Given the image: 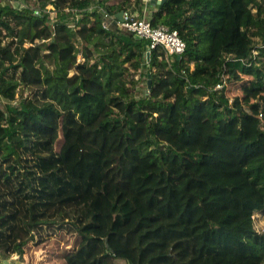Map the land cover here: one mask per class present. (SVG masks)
Listing matches in <instances>:
<instances>
[{"label":"trees","instance_id":"1","mask_svg":"<svg viewBox=\"0 0 264 264\" xmlns=\"http://www.w3.org/2000/svg\"><path fill=\"white\" fill-rule=\"evenodd\" d=\"M17 1L0 0V99L28 95L0 108V264L58 229L77 238L64 264H264V0L156 3L187 44L169 58L99 10L66 22L93 0H37L53 23ZM131 60L152 80L138 99Z\"/></svg>","mask_w":264,"mask_h":264},{"label":"rangeland","instance_id":"2","mask_svg":"<svg viewBox=\"0 0 264 264\" xmlns=\"http://www.w3.org/2000/svg\"><path fill=\"white\" fill-rule=\"evenodd\" d=\"M146 2V1H145ZM17 3L25 6H29L31 9L36 11H46L50 14L52 19V23L57 19V10L53 4H48L45 7L42 6L37 0H18ZM16 5V3H15ZM123 5V0H93L88 7H84L83 9H79L77 11L71 12L70 16L66 18V22L70 24L72 27H75L79 20L82 17L83 12H92L95 10H99L101 13L106 15L108 13L109 18H105L106 23L110 29H119L127 34V31L121 29L117 23H114V18L120 16L123 11H129L127 9L119 10V7ZM131 12V11H130ZM116 24L117 26H115ZM117 28V29H116ZM77 46L80 49L79 52V61L83 62L84 58V47H86L83 40L76 41ZM89 47V46H88ZM92 51H95V47L90 45ZM99 50L103 49L102 47L98 48ZM254 54H257L256 52ZM95 57H99V53H94ZM264 59V58H263ZM93 61H90L89 64H92ZM133 61L127 63L130 65L131 71L128 75V88L132 93L135 94L136 98H141L144 94H148V83H147V74L148 69L146 64H143L140 69L136 70L132 66ZM227 78V77H225ZM16 100L15 101H7L5 99H0V108L1 109H9L15 110L17 108L22 107V100L24 97L28 95V91L20 86L17 90ZM233 100V97L231 98ZM231 100V104H232ZM181 97H178L176 100V105L180 104ZM255 102H259L258 97ZM262 117V116H261ZM261 119V118H260ZM255 226L257 229H264V217L261 215H257L255 218ZM77 238L68 231L67 229H58L56 235L48 236V240L43 242L41 245L33 244L29 251L25 256V260L21 261L19 256H13L12 258L2 257L3 261H7L10 264H64L62 260V252L63 250L66 252L67 250H71L76 243ZM117 264H130L126 261L118 260ZM200 264H220L218 260L212 258H206Z\"/></svg>","mask_w":264,"mask_h":264},{"label":"built area","instance_id":"3","mask_svg":"<svg viewBox=\"0 0 264 264\" xmlns=\"http://www.w3.org/2000/svg\"><path fill=\"white\" fill-rule=\"evenodd\" d=\"M151 1L160 3L165 0H146V4ZM24 7L25 5H21L20 8ZM109 16L108 13L104 15L105 18H109ZM115 18L114 20H116ZM116 23L121 29L147 40L149 42V51L160 48L166 53L168 58L172 56L181 57L187 49L186 42L181 38L177 30H173L166 25L153 26L149 19L145 17L139 18L133 12L123 11ZM103 25L105 28H109L106 20ZM226 83V78L223 77V81L218 83L214 90H223L227 85Z\"/></svg>","mask_w":264,"mask_h":264},{"label":"crops","instance_id":"4","mask_svg":"<svg viewBox=\"0 0 264 264\" xmlns=\"http://www.w3.org/2000/svg\"><path fill=\"white\" fill-rule=\"evenodd\" d=\"M156 3H154V1H151L149 4H146V2H145V7H144V12H145V14H144V16L143 17H145V18H151V15H152V12L153 11H155V7H156V5H155Z\"/></svg>","mask_w":264,"mask_h":264},{"label":"water","instance_id":"5","mask_svg":"<svg viewBox=\"0 0 264 264\" xmlns=\"http://www.w3.org/2000/svg\"><path fill=\"white\" fill-rule=\"evenodd\" d=\"M156 1H154L155 3ZM120 17V16H119ZM150 51L147 53V56L150 57ZM152 87V80H151V76H149V82H148V89H150ZM4 264H10L7 261H4Z\"/></svg>","mask_w":264,"mask_h":264}]
</instances>
